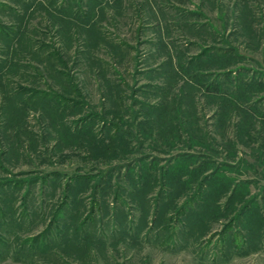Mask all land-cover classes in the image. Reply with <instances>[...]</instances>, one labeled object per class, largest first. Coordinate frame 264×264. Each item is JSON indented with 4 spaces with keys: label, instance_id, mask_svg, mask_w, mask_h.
<instances>
[{
    "label": "rangeland",
    "instance_id": "1",
    "mask_svg": "<svg viewBox=\"0 0 264 264\" xmlns=\"http://www.w3.org/2000/svg\"><path fill=\"white\" fill-rule=\"evenodd\" d=\"M0 264H264V0H0Z\"/></svg>",
    "mask_w": 264,
    "mask_h": 264
},
{
    "label": "trees",
    "instance_id": "2",
    "mask_svg": "<svg viewBox=\"0 0 264 264\" xmlns=\"http://www.w3.org/2000/svg\"><path fill=\"white\" fill-rule=\"evenodd\" d=\"M207 88H208V90H209V89H211V88H213V87H211L210 85H208Z\"/></svg>",
    "mask_w": 264,
    "mask_h": 264
}]
</instances>
